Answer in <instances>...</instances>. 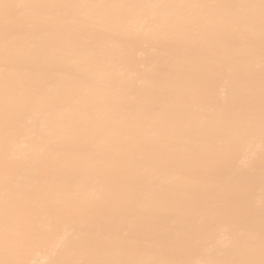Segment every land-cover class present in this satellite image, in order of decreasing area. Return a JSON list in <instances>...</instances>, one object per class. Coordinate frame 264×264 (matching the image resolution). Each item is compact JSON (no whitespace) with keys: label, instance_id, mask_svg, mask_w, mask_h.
Returning a JSON list of instances; mask_svg holds the SVG:
<instances>
[{"label":"bare ground","instance_id":"bare-ground-1","mask_svg":"<svg viewBox=\"0 0 264 264\" xmlns=\"http://www.w3.org/2000/svg\"><path fill=\"white\" fill-rule=\"evenodd\" d=\"M0 264H264V0H0Z\"/></svg>","mask_w":264,"mask_h":264}]
</instances>
